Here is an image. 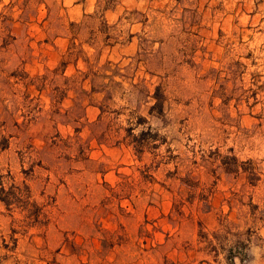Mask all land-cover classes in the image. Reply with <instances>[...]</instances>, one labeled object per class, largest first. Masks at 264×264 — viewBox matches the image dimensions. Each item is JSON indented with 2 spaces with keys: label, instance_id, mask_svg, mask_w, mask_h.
<instances>
[{
  "label": "rangeland",
  "instance_id": "obj_1",
  "mask_svg": "<svg viewBox=\"0 0 264 264\" xmlns=\"http://www.w3.org/2000/svg\"><path fill=\"white\" fill-rule=\"evenodd\" d=\"M0 172V264H264V0H0Z\"/></svg>",
  "mask_w": 264,
  "mask_h": 264
},
{
  "label": "trees",
  "instance_id": "obj_2",
  "mask_svg": "<svg viewBox=\"0 0 264 264\" xmlns=\"http://www.w3.org/2000/svg\"><path fill=\"white\" fill-rule=\"evenodd\" d=\"M21 188L12 186L9 189H6L5 187V178L1 175L0 172V201L5 203L7 207H10L11 204L15 201L18 203H24L23 200V194L21 193ZM29 191L27 187V192ZM25 197L28 198V196L25 195ZM28 201V200H27Z\"/></svg>",
  "mask_w": 264,
  "mask_h": 264
},
{
  "label": "crops",
  "instance_id": "obj_3",
  "mask_svg": "<svg viewBox=\"0 0 264 264\" xmlns=\"http://www.w3.org/2000/svg\"><path fill=\"white\" fill-rule=\"evenodd\" d=\"M82 7V6H81Z\"/></svg>",
  "mask_w": 264,
  "mask_h": 264
}]
</instances>
